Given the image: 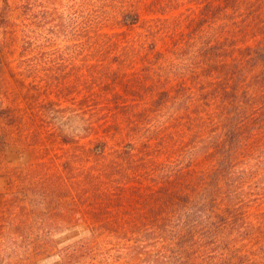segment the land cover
<instances>
[{"label": "rangeland", "instance_id": "374dc122", "mask_svg": "<svg viewBox=\"0 0 264 264\" xmlns=\"http://www.w3.org/2000/svg\"><path fill=\"white\" fill-rule=\"evenodd\" d=\"M120 1L104 4L97 0L99 8L89 16L101 20L87 28L77 23L71 0L45 3L51 13L42 24L44 48L58 51L61 62L65 58L84 71L56 74L58 83H66L65 93L61 97L50 91L51 98L48 93L26 94L17 79L30 81L48 74H11L19 60L24 14L20 0H11L7 9L0 5V206L3 194H10V178L17 168L54 159L66 151L76 154L81 146L92 148L104 141L110 152L120 150V156H126L132 149L142 168L149 167L146 160L153 168L125 186V160L120 157V191L114 193L119 198L107 202L108 213L102 218H116L109 209L116 208L122 219L133 214L130 218L154 226L158 217L164 218L158 208V196L165 192L162 184L173 176L189 198L181 206V216L173 220L175 224L179 218L184 220L186 228L181 264H236L239 256L249 252L262 261L263 152L235 157L224 151L225 123L219 110L225 100L221 94L228 96L224 88L249 75L232 74L231 45H242L264 32V0H148L147 5L138 6L142 21L133 26L122 24ZM150 22L153 33L144 35ZM231 30L237 39L227 37ZM246 30L258 33L247 31L251 37L245 39ZM105 34L120 42V51L116 44L109 46L97 38ZM149 35L150 39L140 42ZM209 44L215 61L212 72L208 69L204 74L201 55ZM115 52L120 56L107 57ZM100 55L115 74H89L91 63ZM226 58L230 59L225 62ZM226 154L234 157L224 160ZM89 156L84 160L88 168L92 164ZM92 232L91 225L81 222L54 233V238L64 246ZM106 234L111 235L106 230L99 239L103 255L112 264L153 260L151 254L136 253L137 236L120 235L119 242ZM116 242L120 248L115 250ZM156 246L155 242L148 245L152 255ZM0 256L4 264H62L58 255L46 257L35 249ZM169 264L177 263L170 259Z\"/></svg>", "mask_w": 264, "mask_h": 264}, {"label": "trees", "instance_id": "16d2710c", "mask_svg": "<svg viewBox=\"0 0 264 264\" xmlns=\"http://www.w3.org/2000/svg\"><path fill=\"white\" fill-rule=\"evenodd\" d=\"M10 1L0 0V5L7 9L11 7ZM47 1L50 4L52 2V0H20L24 14L23 37L19 60L11 74H48L45 78L37 75L30 81L23 77L17 79L26 94H50L51 91L54 95L60 93L61 97H64L65 92L62 88L66 83H58L55 75L84 74V71L78 69V65L74 67L68 63L65 58L61 62L58 51L48 46L44 48L42 24L44 17L51 13L50 6L45 4ZM71 1L70 7L75 9L77 23L80 26L87 28L98 25L101 18L91 19L89 16L99 8L97 0ZM101 1L104 3L103 1L108 0ZM147 1H120L122 24L130 26L139 24L142 17L138 6L147 5ZM152 28L150 22L144 35L153 33ZM247 31L258 33L256 30H246L245 39L251 37L247 36ZM229 33L228 38L234 36V30ZM234 37L237 39L239 36ZM97 38L100 41L106 40L109 46L116 44L120 51L118 40L109 39L107 34L98 35ZM146 38L150 39V35L142 36L140 42L144 43ZM251 39L258 42H251ZM251 39L243 41L242 45L232 44V54L229 56L231 59H225V62L230 59L233 63L232 74H249L244 80L236 78L235 86L224 88L228 96L221 94L225 99L223 107L219 110L223 114L225 123V144H222V148L229 154L233 153L235 157L241 154L252 157L256 152H263L264 157V32L261 35L255 34ZM112 55L120 56V53L115 52L107 57L110 58ZM101 56H97L91 63L89 74H115V69L107 68L108 62ZM213 56L215 52L209 44L201 55V69L205 71L204 74H207L208 69L210 73L212 72L211 64L215 61ZM51 97L50 94L49 98ZM210 98L211 96L208 95L206 99L210 100ZM99 107L96 106V111L98 109L100 111ZM90 153L92 158L90 168L93 166L91 170L88 164L84 163ZM126 153V156H120V150L110 152L107 143L100 141L96 147L81 146L76 154L73 151H66L65 155L58 154L54 159L41 160L26 168L20 167L14 170V176L10 178V194H3L5 200L0 206V253L9 255L10 252L35 249L46 257L58 255L62 264H77L87 260L97 261L98 264H112L110 257L103 255L104 249L99 239L107 230L111 235H106L112 239L116 238L119 242L120 235L137 236V241L133 243L136 253L145 257L151 254L153 259L147 262L144 257L142 259L144 264H169L170 259L181 264L185 250L182 239L186 237V228L184 220L179 218L176 224L173 220L181 216V206L189 202V198L183 191L182 183L174 180L173 176L162 184L165 192H161V196H158L160 201L158 208L162 211L159 215L164 218L158 217L154 226L145 224L143 219L138 221L130 218L133 214L122 219L120 209L115 210L116 208H109L112 213L117 214L116 218H102L103 213H108L105 212L108 209L107 202L114 203L115 199L119 198V196L114 197L116 196L114 193L120 191V157L125 160L122 185L126 186L130 181H134L136 177L153 168L149 160H146V166L149 167L142 168L140 161H135L136 154L132 149L127 150ZM227 156L228 154L223 157L224 160L234 157ZM148 174L155 176L156 172H148ZM177 209L180 212H177ZM168 221L169 223L165 224ZM262 221L264 227V218ZM81 222L91 225L94 233L82 236L64 246L56 242L54 233ZM153 242L157 245V250L152 255L148 245ZM113 246L120 248V243H113ZM260 248L264 249L261 246ZM249 254L250 252L246 256H239L236 264H264V257L262 261H258L255 256ZM222 261L225 262L226 259ZM5 262L3 256H0V264ZM226 262L235 264L232 261Z\"/></svg>", "mask_w": 264, "mask_h": 264}]
</instances>
